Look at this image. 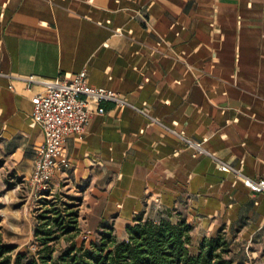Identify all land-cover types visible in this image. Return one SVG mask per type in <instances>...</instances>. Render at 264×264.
I'll list each match as a JSON object with an SVG mask.
<instances>
[{"label": "crops", "instance_id": "1", "mask_svg": "<svg viewBox=\"0 0 264 264\" xmlns=\"http://www.w3.org/2000/svg\"><path fill=\"white\" fill-rule=\"evenodd\" d=\"M83 70L132 106L103 103L52 178L81 198L87 232L112 225L125 241L154 206L187 220L193 251L222 230L234 264L264 263V195L210 156L264 179V0H0L1 190L32 176L45 141L32 119L42 87L21 78Z\"/></svg>", "mask_w": 264, "mask_h": 264}, {"label": "trees", "instance_id": "2", "mask_svg": "<svg viewBox=\"0 0 264 264\" xmlns=\"http://www.w3.org/2000/svg\"><path fill=\"white\" fill-rule=\"evenodd\" d=\"M12 186V185H10ZM51 193L48 192L46 195ZM39 215L36 229L38 249L32 254L17 252L0 235V264H233L230 243L221 230L204 238L193 251V227L180 213L166 211L163 217L139 214L127 226L128 239L119 241L112 225H104L98 238L78 245L81 233V198L66 197ZM47 201H43L45 204ZM64 239L69 245L56 255V245Z\"/></svg>", "mask_w": 264, "mask_h": 264}, {"label": "built area", "instance_id": "3", "mask_svg": "<svg viewBox=\"0 0 264 264\" xmlns=\"http://www.w3.org/2000/svg\"><path fill=\"white\" fill-rule=\"evenodd\" d=\"M117 32L121 33V30ZM21 79L28 90H32L35 86L42 87V92L32 98V119L34 125L42 128L45 141L37 149L35 168L26 183L35 196H44L51 191L55 170L58 167L70 168L69 160L64 154L67 138L71 135L84 134L92 115L105 113L103 103H112L121 110L132 106L118 92L91 85L86 70L64 79L46 80L35 75ZM135 109L145 117H149L146 106ZM178 135L193 150L195 157L208 154L202 143L186 139L184 133ZM210 156L216 161L220 171L234 173L254 194L264 195V179L255 181L244 176L240 170L230 164L217 159L215 155ZM155 202L159 200L156 199ZM247 264L264 263L250 257Z\"/></svg>", "mask_w": 264, "mask_h": 264}, {"label": "rangeland", "instance_id": "4", "mask_svg": "<svg viewBox=\"0 0 264 264\" xmlns=\"http://www.w3.org/2000/svg\"><path fill=\"white\" fill-rule=\"evenodd\" d=\"M12 186L8 185L6 190H1L0 187V235L5 243L17 247L15 253L32 254L38 249L36 229L40 222L39 215L43 214L46 209L52 208L54 204L59 205V202L53 204L56 202V198L58 201L60 199H63L64 202L70 201L65 194L59 193L58 190L55 191L53 185L50 188L53 192L44 196H35L24 180L19 181L18 185ZM43 201L47 202L44 204ZM78 211L81 233L74 241L78 245L83 242L89 244L90 241L98 238V233L89 234L87 232V227H85V215L87 213L81 211L80 205ZM164 214L165 211L162 209L149 206L145 212V217L156 219L163 217ZM85 236H87L86 239ZM68 245L69 242L62 239L56 245V255ZM233 261L235 262V260Z\"/></svg>", "mask_w": 264, "mask_h": 264}]
</instances>
